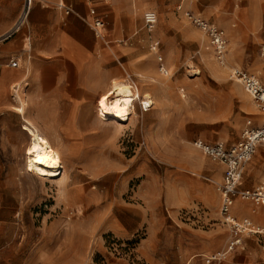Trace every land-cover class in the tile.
<instances>
[{
    "label": "rangeland",
    "instance_id": "1",
    "mask_svg": "<svg viewBox=\"0 0 264 264\" xmlns=\"http://www.w3.org/2000/svg\"><path fill=\"white\" fill-rule=\"evenodd\" d=\"M109 2L99 38H108L110 19V50L102 52L101 66L109 72L108 87L130 81L154 102L143 110L137 99L138 113L119 128L101 123L96 101L89 103L84 114L97 141L63 151L66 171L55 182L26 171L31 135L22 140L21 132L23 124L31 128L26 111L15 108L17 95L24 98L18 92L9 108L12 136L0 150V264H264V231L238 234L241 243L229 249L235 232L220 212L218 189L225 165L194 145H232L259 113L233 71L264 84V0H118L117 24L116 1ZM147 10L158 16L151 29L143 21ZM195 16L224 32L228 67L219 64ZM114 27L121 33L113 34ZM218 166L220 177L214 176ZM260 184L264 144L246 162L238 190ZM240 203L243 213L234 211ZM232 215L264 228L259 201L238 196ZM184 255L188 261L181 262Z\"/></svg>",
    "mask_w": 264,
    "mask_h": 264
},
{
    "label": "crops",
    "instance_id": "2",
    "mask_svg": "<svg viewBox=\"0 0 264 264\" xmlns=\"http://www.w3.org/2000/svg\"><path fill=\"white\" fill-rule=\"evenodd\" d=\"M114 1L111 11L117 24L120 9L116 8L118 0ZM60 3L71 6L73 12H65ZM21 5L22 0H0V150L12 136L14 125L9 108L15 100L12 87L16 84L23 89L27 103L24 119L49 139L65 163L63 151L86 149L89 148L87 145L97 141L98 133L93 128L92 118L84 112L88 104L97 101L100 93L108 88L109 72L101 66L107 60L102 52L110 50V19L108 38L102 41L84 16H88L90 8L94 7L98 15L110 18V2L37 0L27 23L8 36ZM104 11L107 16H104ZM112 33L120 34L121 31L114 27ZM11 60H18V66H11ZM97 72H101L103 81L95 84ZM17 98L18 95L16 101ZM257 115L255 119H248L262 124L264 113L259 110ZM22 128V140L29 135L32 138V131H28L24 124ZM244 170L245 165L243 174ZM221 171V166H218L214 176ZM245 210L243 203L234 207L237 213ZM186 261L188 259L184 255L181 262Z\"/></svg>",
    "mask_w": 264,
    "mask_h": 264
},
{
    "label": "built area",
    "instance_id": "3",
    "mask_svg": "<svg viewBox=\"0 0 264 264\" xmlns=\"http://www.w3.org/2000/svg\"><path fill=\"white\" fill-rule=\"evenodd\" d=\"M37 0H22V5L18 17L8 33V36L18 32L26 23L30 12ZM92 2L93 0H87ZM59 6L64 9L65 12H73L71 6H67L65 3H60ZM88 24L94 30L95 35L101 39L104 36V30L106 29V21L103 16L97 14L96 9L91 7L89 15L84 16ZM158 20L156 11L147 10L144 12L143 21L145 27L151 29ZM193 21L205 32L208 33L212 44L216 48V53L219 58L223 59V55L226 49V38L224 32L217 26L205 21L200 17H193ZM155 47V46H154ZM221 59V60H222ZM11 66H18L17 60L10 61ZM233 75L236 76L241 84H243L246 92L253 97L252 100L256 104L257 108L264 112V84L255 75L243 71L241 69H234ZM13 97L23 89L19 85L12 87ZM264 144V122L262 124H255L251 119H248L243 127L241 138L239 141L232 145H227L222 142H203L202 140H195L194 145L204 152L214 161H219L225 165L224 177L220 186L218 187L221 195L220 212L224 220L231 225L233 231L232 240L229 241V249H234L241 243V239L238 234H255L264 231V228L256 226L250 219L243 218L237 219L232 215V208L235 199L238 196L242 198H250L254 201H259L264 204V184L258 185L254 190H238V185L241 183L243 168L246 162L255 153L258 146ZM218 255V254H217ZM223 256V254H222ZM210 259H208L209 261Z\"/></svg>",
    "mask_w": 264,
    "mask_h": 264
},
{
    "label": "bare ground",
    "instance_id": "4",
    "mask_svg": "<svg viewBox=\"0 0 264 264\" xmlns=\"http://www.w3.org/2000/svg\"><path fill=\"white\" fill-rule=\"evenodd\" d=\"M224 57L223 60H219V64L228 67L226 56ZM153 64V62H149V67L154 70L155 67ZM139 75L144 78L150 77V74L146 76L141 72H139ZM157 79L154 80L156 81ZM237 80L239 81V79ZM237 88L241 89L239 86ZM137 99H139L143 110H149L154 102L151 95L140 89L138 85H132L130 81H114L101 93L96 101L97 115L101 123L103 122L107 125L109 123L113 124L115 128L124 126V123L129 121L133 114L138 113ZM17 102L19 105L15 108L19 113L24 115L27 105L26 100L18 94ZM24 120L26 122V119ZM26 125L31 128L33 133L30 143L25 148L26 171L33 172L42 181H61L65 174L66 166L63 164L64 162L60 152L53 147L49 139L36 126H32L28 122H26ZM216 176L220 177V172L216 173Z\"/></svg>",
    "mask_w": 264,
    "mask_h": 264
}]
</instances>
